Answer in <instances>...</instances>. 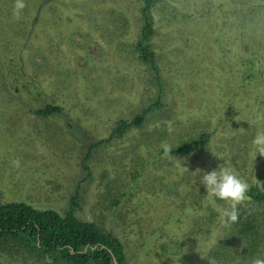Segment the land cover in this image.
<instances>
[{
	"label": "rangeland",
	"instance_id": "rangeland-1",
	"mask_svg": "<svg viewBox=\"0 0 264 264\" xmlns=\"http://www.w3.org/2000/svg\"><path fill=\"white\" fill-rule=\"evenodd\" d=\"M65 1L24 0L17 18L16 0H0V204L22 201L62 214L78 194L76 214L118 236L126 264L206 262L225 232L221 208L194 220L199 176L225 163L264 189V156L249 158L256 131H264V0H232L218 14V7L209 11L215 0H160L149 11L156 69L136 49L143 0H68L71 9ZM221 14L216 24L213 15ZM248 45H256V63ZM24 83L39 88L31 100L37 108L68 101L67 112L81 121L77 130L63 115L22 114L14 94ZM150 108L145 123L87 155L89 141ZM202 131L216 137L215 156L156 153ZM231 246L232 264L243 262ZM47 260L0 248V264Z\"/></svg>",
	"mask_w": 264,
	"mask_h": 264
},
{
	"label": "trees",
	"instance_id": "trees-1",
	"mask_svg": "<svg viewBox=\"0 0 264 264\" xmlns=\"http://www.w3.org/2000/svg\"><path fill=\"white\" fill-rule=\"evenodd\" d=\"M159 1L160 0H143L142 33L141 38L136 44L140 59L149 66L154 65L157 56L150 43L151 39L156 34V30L153 17L149 11H152ZM258 1L259 0H252L253 3ZM229 2L233 3L234 1L215 0L209 11L212 10L211 13H213L218 7L216 14L224 13L226 10L229 12V8H226L230 6ZM63 6L69 7V9L73 8V5L69 4L68 0L63 3ZM213 16H215L214 19L216 24L220 22V19H225L222 14ZM230 28L233 29V27ZM253 29L254 31L256 30L255 27H253ZM257 36L258 34L254 36L255 43L257 42L256 39L259 38ZM259 36H261L260 32ZM261 42H263L262 39H260L257 44ZM255 46L256 45H253L251 47L248 45L246 49L252 50L251 60L256 63L258 55L257 52L253 50ZM239 49H243V47ZM47 60H50V58ZM96 87L97 89L104 88L98 81ZM38 89L39 88H37L34 83H24L15 88V92H17H14V99L15 102H20L18 104H20V107L24 110L22 114H29L30 112L41 117H48L52 114L63 115L62 117L68 118L69 130H77L75 126L79 125L81 121L78 117L75 118L77 119V121H75V119L72 118V114L67 112L66 107L70 105L68 101L65 104L45 103L41 105L43 107L40 108L36 107L35 101L31 103V100H33L32 96H34ZM19 91L20 94H18ZM24 94H26V97L22 96ZM91 98L92 95L90 99ZM91 101L94 102V100ZM82 108L85 109V114H87L89 107ZM151 110V108L142 110L130 122L124 119L119 120L108 137L101 138L98 143H93L87 138L90 142V149L87 155L90 154L92 148L96 145L105 141H111L113 138L121 137L133 126H140L145 123L148 118V113ZM84 134L83 132V135ZM84 138L86 140L85 135ZM159 138L160 136L156 138L157 142ZM215 140L216 137L213 136V132L202 131L194 136L190 135L186 137L184 141L181 140L178 144L172 145L168 155L174 157L178 155H190L191 157L197 154L200 158L201 154L205 153L215 156L214 152L210 149V146ZM156 153H164V148L157 147ZM210 162L212 161L207 160L202 164L210 165ZM83 166H85V164H83ZM219 166L225 167L226 164H219L216 168ZM216 168H213V170ZM87 179L88 175L84 180ZM79 187L78 185V188ZM205 193L206 191L202 186L200 192L195 193L194 199H192L193 205H191V213L196 222L202 221L209 213H214V215H216L219 208H221L220 211L224 209L223 203H219L215 206L212 200H207L208 195L201 200ZM77 198L78 194L71 199L69 208L62 214L54 209L37 208L28 202L22 201H11L0 204V248L7 251L11 250L12 246L18 247L34 257L48 258V264H126L127 255L121 239L111 231L102 229L94 221L81 219L76 214V208L78 207ZM242 204L245 207H241ZM242 204L240 208L237 209V221L224 225L225 234L218 240V244H216L217 249L207 252L205 256L206 262L202 264H209L210 262L215 264H232V261L237 258V255L227 256L225 254V250L230 244H232V248L239 249L236 251L239 253V256L242 255L243 262L238 256L240 259L238 264H248L251 258L256 256L262 257L261 255H263L262 252L264 248H261L260 245L263 242L264 235L260 233V228L264 227V189H259L250 184L247 199L242 202ZM251 206L257 208L255 213H250V211H248V207ZM208 218H210V216ZM232 235L236 239L235 241H230ZM179 243L181 242H176V244Z\"/></svg>",
	"mask_w": 264,
	"mask_h": 264
},
{
	"label": "clouds",
	"instance_id": "clouds-1",
	"mask_svg": "<svg viewBox=\"0 0 264 264\" xmlns=\"http://www.w3.org/2000/svg\"><path fill=\"white\" fill-rule=\"evenodd\" d=\"M25 8L24 0H16L14 15L17 18ZM252 149L249 158L256 161L258 155L264 156V131H256L252 140ZM164 153L171 151V146L163 145ZM199 184L204 187L208 199L213 198L224 201L225 207L220 215L222 225H228L237 221V206L247 199L250 190L249 183L240 177L231 167H218L210 172L203 171L199 176ZM248 264H264V258L256 256L250 259Z\"/></svg>",
	"mask_w": 264,
	"mask_h": 264
}]
</instances>
